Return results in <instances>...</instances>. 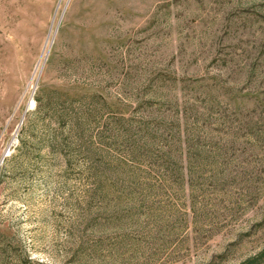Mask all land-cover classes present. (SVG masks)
Masks as SVG:
<instances>
[{"label":"rangeland","instance_id":"obj_1","mask_svg":"<svg viewBox=\"0 0 264 264\" xmlns=\"http://www.w3.org/2000/svg\"><path fill=\"white\" fill-rule=\"evenodd\" d=\"M263 246L264 0H0V264Z\"/></svg>","mask_w":264,"mask_h":264},{"label":"trees","instance_id":"obj_2","mask_svg":"<svg viewBox=\"0 0 264 264\" xmlns=\"http://www.w3.org/2000/svg\"><path fill=\"white\" fill-rule=\"evenodd\" d=\"M262 260H264V246L254 256L249 257L247 262H249V264H254Z\"/></svg>","mask_w":264,"mask_h":264}]
</instances>
